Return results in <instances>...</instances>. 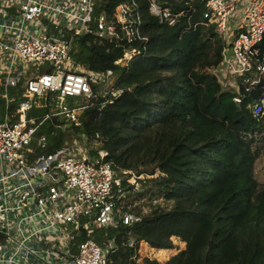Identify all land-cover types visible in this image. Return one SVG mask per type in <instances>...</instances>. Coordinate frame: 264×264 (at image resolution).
Listing matches in <instances>:
<instances>
[{"label": "trees", "instance_id": "1", "mask_svg": "<svg viewBox=\"0 0 264 264\" xmlns=\"http://www.w3.org/2000/svg\"><path fill=\"white\" fill-rule=\"evenodd\" d=\"M157 1L179 13L173 25L150 15L146 0H97L93 17L104 14L114 24L113 35L98 37L94 20L82 33L63 32L74 63L94 73L111 69L113 85L122 90L91 98L78 124L62 128L56 116L41 121L49 105L31 107L26 117L38 123L31 145L43 136L44 148L35 150L48 153L80 134L92 146L91 157L105 152L117 211L139 218L92 233L99 244L111 241V264H138L139 243L170 249L173 238L183 242L182 249L163 262L143 257L140 263L264 264V180L255 176L264 153V117L248 107L264 95V72L252 85L237 78L236 90L223 88L212 72L222 42L214 26L204 24L205 0ZM135 16L137 35L126 39L121 20ZM257 47L264 52V35ZM21 85L6 88V95L18 101ZM131 174L136 189L126 181ZM83 239L78 234L75 242Z\"/></svg>", "mask_w": 264, "mask_h": 264}, {"label": "built area", "instance_id": "2", "mask_svg": "<svg viewBox=\"0 0 264 264\" xmlns=\"http://www.w3.org/2000/svg\"><path fill=\"white\" fill-rule=\"evenodd\" d=\"M96 2L0 0V264H111V241L99 244L90 238L75 242V238L92 224L116 227L139 219L117 211L111 191L116 181L110 163L103 160V150L93 157H87L84 149L76 156L66 146L37 152L36 147L42 150L45 146L43 136L35 140V147L31 145L38 125L34 117H26L31 107L49 105L56 97L58 106L47 111L41 121L56 116L61 122L57 127L78 124L79 112L96 96L91 83L115 75L111 69L94 73L74 63L69 54L70 38L62 37L65 30H72L71 34L86 31L92 20L98 37L114 34V24L104 14L93 17ZM146 2L149 14L158 22L173 25L177 21L179 13L168 6L157 0ZM123 12L120 5L117 13ZM202 17L205 25L214 26L222 42L219 64L212 69L220 85L236 90L237 78L249 85L256 83L264 72V52L259 54L257 47L264 35V0H205ZM121 22L122 36L137 35L138 16ZM132 53L134 50L126 51L123 59ZM41 65L48 70L38 69ZM30 69L31 75L26 76ZM19 82L17 101L5 90ZM121 90L109 86L106 95L111 98ZM74 96L86 103L69 106L63 101ZM13 102L17 104L12 109ZM248 107L253 116L264 117V95ZM130 176L136 189L134 175Z\"/></svg>", "mask_w": 264, "mask_h": 264}, {"label": "rangeland", "instance_id": "3", "mask_svg": "<svg viewBox=\"0 0 264 264\" xmlns=\"http://www.w3.org/2000/svg\"><path fill=\"white\" fill-rule=\"evenodd\" d=\"M125 12L121 13L122 16H124ZM119 14V16L121 17V19H123V17ZM122 25V23H121ZM124 30V29H123ZM124 38H128V35H123ZM133 54V53H132ZM131 54V55H132ZM46 65H41L40 67H38V69H41L42 67L44 68ZM31 69L27 70L26 72V76L31 75ZM35 72V71H33ZM116 76L114 75V77H111L108 79V81H103L102 83H95L94 85V91L96 93V96H106V94L108 93V88L109 86L113 87L114 84V80H115ZM94 83V82H93ZM63 101L68 104L69 106H79V105H83L86 103V99L82 98V97H78V96H74V97H67L65 100L63 99ZM49 110L51 111L52 109H56V107L59 104V99L56 97H53L50 101H49ZM48 106V105H46ZM80 113V112H79ZM58 121H60L57 118ZM79 120V118H78ZM68 125V124H67ZM67 147L68 150H71V152H73L76 156H78V150L80 149H84L86 156L87 157H91V144H86L85 141L82 139V135L80 134H73V135H69L67 136V143L66 145H64ZM256 178L260 179V180H264V153L263 155H261L259 157V160L256 163ZM131 176L127 177V180L130 179ZM133 180L135 181V176H132ZM131 179L129 180V182L127 181V183L129 185H131ZM137 184V182H135ZM97 227L94 226V224H92L91 227L85 228L84 230L80 231L81 233L79 234H84L87 238H91L92 233L96 230ZM106 232V231H103ZM104 242V241H103ZM172 244L173 247L170 249H154L149 247L147 244L145 243H139V247H138V264H141L140 261L143 257H148L150 259H156L159 262H163L167 257H169L170 255H173L174 253H176L178 250L182 249L184 244L183 242L177 240V239H172ZM159 250H166V251H159Z\"/></svg>", "mask_w": 264, "mask_h": 264}, {"label": "crops", "instance_id": "4", "mask_svg": "<svg viewBox=\"0 0 264 264\" xmlns=\"http://www.w3.org/2000/svg\"><path fill=\"white\" fill-rule=\"evenodd\" d=\"M159 251H166V250H159Z\"/></svg>", "mask_w": 264, "mask_h": 264}, {"label": "water", "instance_id": "5", "mask_svg": "<svg viewBox=\"0 0 264 264\" xmlns=\"http://www.w3.org/2000/svg\"><path fill=\"white\" fill-rule=\"evenodd\" d=\"M79 229H81V227H79Z\"/></svg>", "mask_w": 264, "mask_h": 264}]
</instances>
